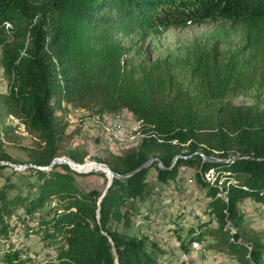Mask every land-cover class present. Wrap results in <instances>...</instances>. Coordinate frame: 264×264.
Wrapping results in <instances>:
<instances>
[{"label":"trees","instance_id":"obj_1","mask_svg":"<svg viewBox=\"0 0 264 264\" xmlns=\"http://www.w3.org/2000/svg\"><path fill=\"white\" fill-rule=\"evenodd\" d=\"M208 19L220 24L210 48L193 47L189 76L164 60L142 69L130 63L134 44L127 46L125 37ZM228 39L233 49L218 48ZM0 48L13 80L10 92L0 93V162L21 163L5 149L6 141L18 142L17 126L5 119L16 117L36 138L21 145L32 164L22 181L26 194L14 180L19 170L0 163V231L7 232L8 218L23 207L36 221L26 222L28 234L59 242L63 263L158 264L166 249L138 231L135 218L155 190L150 170L167 183L186 166L197 169L210 219L184 238L177 232L185 252L209 235L217 252L241 264L264 263L261 233L239 206L247 198L264 202V0H0ZM243 95L257 103L232 101ZM68 106L101 118L128 110L141 122L144 136L136 146L96 158L120 174L107 190V177L102 189L87 188L77 180L86 173L68 164L40 168L63 154L85 162L87 153L70 147ZM152 158L164 167L154 161L134 172ZM209 169L217 182L203 177ZM214 219L218 226L210 227ZM20 254L11 248L0 264H22Z\"/></svg>","mask_w":264,"mask_h":264},{"label":"rangeland","instance_id":"obj_2","mask_svg":"<svg viewBox=\"0 0 264 264\" xmlns=\"http://www.w3.org/2000/svg\"><path fill=\"white\" fill-rule=\"evenodd\" d=\"M220 21H215L213 19H208L203 23H196V24H189L186 27H171L168 30H153L145 33H139L132 35L130 37H125L126 45L131 46L130 52L127 54V57L130 59V63L137 68H152L154 65L161 60L166 62L167 67L173 70L176 74L182 77H186L190 75V61L193 58V47L195 45H201L207 48H210V44L213 43V32L216 30ZM214 37V38H213ZM235 44L234 40L228 39V43H219L216 44L218 48L221 50H229L233 49ZM232 101L235 104H256V100L254 96H238L232 98ZM124 114V129L122 130L121 134L118 137H113L109 139L106 135L105 130L103 129V125L93 122V115L71 106H68V132L71 133V140H70V147L75 149L80 155L87 153V157L85 161H93L96 160L98 157H103L109 152L120 153L125 150L128 145L130 144V136L135 132V128L141 127V122H139L135 116L129 112L128 110L120 111ZM110 115V114H108ZM107 115V116H108ZM101 123L104 119H100ZM3 122L8 123L10 125H16L17 129L15 130V135L18 142H10L6 141L5 149L12 155V157L21 163H14L16 164L17 168L13 167L14 169L19 170L18 174L14 175V180L20 183V189L23 194L27 193V186L25 182L28 178H30V171H26L27 168H24L28 163V158L24 149H22L21 145H32L36 140L35 136L29 133L25 126L21 123L19 119L16 117L10 116L5 119ZM142 128V127H141ZM0 129H1V122H0ZM138 138L134 141L137 142ZM140 140H138L139 142ZM60 156H68L67 154H63ZM12 167V166H11ZM92 171H96L95 173ZM90 172H86V174L80 175L77 177L79 183L83 184L85 187L96 186L99 188H103L106 182V176H103L102 170L93 169ZM6 173H12V169L8 168ZM197 169L183 166L179 170L178 176L179 181L184 179L183 183L181 184V188H189L191 184L193 185L196 178ZM177 176V177H178ZM23 177V178H22ZM195 177V178H194ZM157 172L155 168L150 170L148 175V179L151 180L155 187ZM35 179V178H32ZM109 179V178H108ZM5 180H0V187L3 185ZM197 181V178H196ZM177 181L169 182L166 187L173 188L172 186L176 187ZM108 184V183H107ZM159 186L158 189L153 192L151 200L163 201L162 193L166 190L164 187L162 188V184L160 182L157 183ZM189 185V186H188ZM167 188V189H168ZM193 188V187H192ZM18 189L13 190L11 192L12 195H15L19 191ZM181 189L179 188L178 191ZM34 193V191H33ZM205 190L202 189L200 186L196 185L193 188V194L197 198L199 202L205 200ZM153 206L148 208V214L146 223L149 225L147 228H151L153 226L157 227L156 224L153 223L155 221L156 215L163 214L164 210L161 208L154 207V201H152ZM176 205V204H175ZM174 206V202L172 205L167 204L166 207L170 210L171 207ZM165 207V208H166ZM180 207V206H179ZM182 208V207H180ZM47 207L42 209L43 211L46 210ZM179 209V208H178ZM199 209V208H198ZM175 210L171 213L170 216H165V222L169 223L168 219L172 221V219H176L177 222L183 221L184 226H180V229H174L171 226L167 229L166 233H170L171 239L173 242H177L179 240V235L177 232L182 230L181 237L187 236L188 226L190 224H194L197 221L199 223L201 220L204 222L208 220L209 215L204 211V206L200 207V210L197 214L193 217L195 218H188L184 213L178 212ZM186 213V212H185ZM40 214V212L36 213V217ZM187 214V213H186ZM247 221H250V217H247ZM176 222V221H175ZM166 223V224H167ZM216 224V223H214ZM179 225V224H178ZM177 225V226H178ZM213 225V224H211ZM217 225V224H216ZM193 228H190L192 230ZM261 229V228H260ZM259 231V230H257ZM169 237V238H170ZM36 238V237H34ZM206 239H212L211 236L206 235ZM249 240V239H247ZM252 241V240H251ZM210 243V242H209ZM173 246H169L170 256L172 257L173 264H241L235 257L229 255L227 253L223 255V253H219L215 251L213 255L208 260L204 258H194L193 260L190 258L194 255L188 252H176L177 244L172 243ZM207 248L210 246L208 242H206ZM187 258H185V255ZM223 256V258L218 257ZM184 262L182 263V261ZM264 264V263H263Z\"/></svg>","mask_w":264,"mask_h":264},{"label":"built area","instance_id":"obj_3","mask_svg":"<svg viewBox=\"0 0 264 264\" xmlns=\"http://www.w3.org/2000/svg\"><path fill=\"white\" fill-rule=\"evenodd\" d=\"M9 26L10 23H7V27ZM12 83V78L8 77L5 73V68L2 63V50L0 48V93H9L12 88ZM92 119L95 124L98 123L103 125V129L109 139L118 137L124 129V114L121 112L111 113L108 116H104V118L95 116ZM100 119H104V121L101 123ZM143 136L144 132L142 131V128H135V132L130 136V144L127 148L136 146L140 142H138V140H141ZM137 138V142L134 141ZM203 156L205 157V155ZM202 175L210 183L217 182V172L214 169H209L202 173ZM218 183L220 186L224 185L223 180H220ZM191 193V187L185 190L186 195ZM220 195L226 198L227 191L222 190ZM197 210L198 204L195 202L186 205L184 208V212L193 216L197 214ZM147 214V207H141L135 218V228L138 231L146 232L151 239L157 240L158 234L156 231L149 232L143 229L147 220ZM27 221H31L36 225V221L32 219V216H30L23 207H19L16 212L8 218L9 227L7 232L0 231V259L3 258L11 248H16L21 251L20 256L24 261L22 264H66L62 262L59 248L60 243L55 240H43L39 235L28 234L26 229ZM159 221L160 219H156V222ZM227 226L231 231H235V227L230 221ZM59 239H61V236ZM168 244H171L169 239L161 245L162 247L167 248ZM245 245L249 249L253 248L252 242H246ZM190 247L192 252H201L205 257H211V251L207 248L205 241L193 240ZM64 248H66V245H64ZM158 264H173L172 257L169 255H162L159 258Z\"/></svg>","mask_w":264,"mask_h":264},{"label":"crops","instance_id":"obj_4","mask_svg":"<svg viewBox=\"0 0 264 264\" xmlns=\"http://www.w3.org/2000/svg\"><path fill=\"white\" fill-rule=\"evenodd\" d=\"M179 178L180 177L178 176L175 180L169 181V182H172V183H173V181H177L176 184H175L176 187L172 186L173 188H170V189L168 187H166V185H168L169 182H167L168 184L167 183L160 182L162 184L161 185L162 188L164 187L166 189V190H164V193H162V197L164 199L163 201L162 200L161 201L160 200L157 201V200H154V199L151 200L152 195H154L152 193V195L150 196V198L146 202H144L142 204V206H141V207H147V209H148L150 206H153L152 201H154V207L161 208V209L164 210L163 214L156 215L155 221H153V223L156 224L157 227L153 226L151 228H147V226H149V225L147 223H145L143 229L144 230H147L149 232L150 231H156V233L158 234L157 241L159 242V245L160 246H162L161 244H163L168 239L170 240V243L171 244H168V247L167 248L163 247L164 249H166V253L163 254L165 256H167V255L170 254V252L168 251V249L170 250L169 246H173L172 243H176L177 244V250H176V252H178L177 254H179L182 251L185 253V250H184L182 241L181 240H178V243L176 241L173 242L174 240L171 239L172 237H170V235H169L170 233H166L167 232V229L170 226L172 228H174V229H177V227H179V229H180V226H184V222L183 221L179 222V220L177 222L176 219L175 220L172 219V221H170L169 218H168L166 220H168L169 223H167V222H165V216H170L171 213L176 208L177 210H179L178 212L184 213V215H186L188 218H192L193 215H190L188 213L186 214L184 212L185 206L186 205H189L192 202H195V203L198 204V208H199L198 211L200 210V207L201 206H204V211L206 212L207 203L209 201V198L207 197L206 193H205V200L203 201V203L202 202H199L197 200V198H196L197 196L195 197V195L193 194V188L196 185L200 186L206 192V189L198 181H196V178L195 177H194L195 178L194 184L193 185L191 184V186H190L191 189H192V193L191 194H188V195L185 194V188H181V184L183 183L184 179H182V181L181 180L179 181ZM156 180H157V178H156ZM157 183H156V187H155L154 192L159 187L157 185ZM179 188L181 189L180 191H178ZM183 197H184V199H183ZM173 202H174V206L171 207L170 210H169L166 207V205L167 204L172 205ZM179 206L182 207V208H180ZM239 206H240L241 209H243V212L245 213V219H247V217H250L251 223L249 221H247V220H246V223L250 226L251 229L256 230V231L259 230V232L261 233V236H262L261 241L264 243V202L254 200L252 198H247L243 202H241ZM193 218H195V217H193ZM156 219H160V221L159 222H156ZM209 219H210V217H208V220ZM214 223H216L217 225L214 224ZM197 224H198L197 221L194 222V224H190L188 226L187 233L190 231V228H192L193 226H197ZM211 224H213V225H211ZM211 224H210V227H217L218 226V222H217L216 219H214ZM206 242H214V241H213V238H212V239H210V240H208ZM246 242H252V241L251 240H245V243ZM208 249L211 251V255H213V253L216 251L214 248H211V247H209ZM188 253H191L192 255H194V256L190 257L192 260L194 258H204L205 260H208L210 258V257L209 258L205 257L201 252H192L190 250ZM224 254L227 255V253H223V255ZM184 255H185V258H187L186 254H184ZM218 257H220V258L222 257L223 258V256H218ZM183 262H184V260L182 261V263Z\"/></svg>","mask_w":264,"mask_h":264},{"label":"water","instance_id":"obj_5","mask_svg":"<svg viewBox=\"0 0 264 264\" xmlns=\"http://www.w3.org/2000/svg\"><path fill=\"white\" fill-rule=\"evenodd\" d=\"M178 158H179V155L176 156L173 165L176 163V161L178 160ZM210 159H214V158H211V157H210ZM154 161H158L159 165H160L161 167H164V166L160 163V161H159L158 158H152L151 160L148 161V163L143 164L141 167H139L138 169H136L134 172H136V171H138V170H140V169H143V168H145V167L151 165ZM0 163H1V164H8V165H10V166H13V167L17 168V167H16V166H17L16 164H14V163H12V162H9V161H2V162H0ZM56 163L68 164L69 166H71V167H72L73 169H75L76 171H78V172H85V173H86V172H90V171L93 170V169H84L85 167H87V166H89V165H91V164L99 165L100 167L106 168L107 172H106V171H103V172H105V173L107 174V176H108V178H109V180H108V184H107V187H106V190H107V188L110 186V184L112 183L113 177H115V176H116V177H120V174L114 172V171L109 167V165H108L107 163H105V162H100V161H96V160H93V161H92V160H91V161H85L84 163H79V162H77V161H75V160H73V159H71V158H69V157H67V156L56 157V158L52 161V163H51L49 166H46V167H40V168H43V169H50V168H52ZM31 165H32V164H26V165L24 166V168H27V167H29V166H31ZM106 190H105V191H106Z\"/></svg>","mask_w":264,"mask_h":264},{"label":"bare ground","instance_id":"obj_6","mask_svg":"<svg viewBox=\"0 0 264 264\" xmlns=\"http://www.w3.org/2000/svg\"><path fill=\"white\" fill-rule=\"evenodd\" d=\"M84 169H98V170H102V171H106V168L100 167L99 165H95V164H91L87 167H85Z\"/></svg>","mask_w":264,"mask_h":264}]
</instances>
